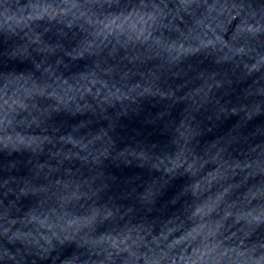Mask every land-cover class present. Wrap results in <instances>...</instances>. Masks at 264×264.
Instances as JSON below:
<instances>
[{
    "label": "clouds",
    "instance_id": "9594fccd",
    "mask_svg": "<svg viewBox=\"0 0 264 264\" xmlns=\"http://www.w3.org/2000/svg\"><path fill=\"white\" fill-rule=\"evenodd\" d=\"M0 264H264V0H0Z\"/></svg>",
    "mask_w": 264,
    "mask_h": 264
}]
</instances>
